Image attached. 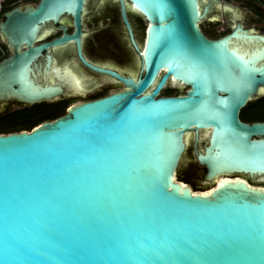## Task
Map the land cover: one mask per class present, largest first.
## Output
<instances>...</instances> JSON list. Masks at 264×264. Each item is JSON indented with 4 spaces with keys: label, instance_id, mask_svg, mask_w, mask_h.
Masks as SVG:
<instances>
[{
    "label": "water",
    "instance_id": "95a60500",
    "mask_svg": "<svg viewBox=\"0 0 264 264\" xmlns=\"http://www.w3.org/2000/svg\"><path fill=\"white\" fill-rule=\"evenodd\" d=\"M90 1L39 0L1 18L9 55L0 61V108L85 99L94 81L54 53L69 46L84 68L121 87L30 132L0 134V264L155 260L127 250L178 239L186 247L161 264H261L264 122L243 123L239 112L264 97V37L237 26L207 39L204 0H115L138 63L136 74L122 75L84 56ZM129 13L145 23L141 44ZM49 25L61 35L44 42ZM175 86L187 90L162 96ZM191 134L203 191L175 181Z\"/></svg>",
    "mask_w": 264,
    "mask_h": 264
},
{
    "label": "flooded vegetation",
    "instance_id": "af4514ba",
    "mask_svg": "<svg viewBox=\"0 0 264 264\" xmlns=\"http://www.w3.org/2000/svg\"><path fill=\"white\" fill-rule=\"evenodd\" d=\"M203 3L204 5L210 4L212 6V9L210 10L208 16L199 24V28L202 34L207 39L217 40L225 37L231 34L237 26H240L249 35L264 37V0H216V2L204 0ZM98 4L99 0H91L93 10L98 6ZM106 8L112 11L111 14L103 12H98L97 14H95L94 12H91V17L87 19L85 23H83L84 30L89 34L84 39L83 53L85 58L89 62L95 65L111 68L112 70H115L122 75H126L132 71V65L128 62L131 60L132 56H134V52L128 43V38L123 23H119L117 11L118 5L115 0H108V2L106 3ZM128 16L131 22L130 24L132 25L135 33V38L137 42L141 44V27L145 26V23H135V18L131 13H129ZM87 26H89V29H86ZM66 27L69 34L73 32V27L71 24L66 25ZM48 29L52 31V35L44 42L50 41L61 35L58 26L49 25ZM92 50H100V52H103L109 58L99 59L91 53ZM54 53L57 58L76 65V67L80 71L84 72L87 77L91 78V80L94 81L92 82V85L88 87L92 91H95L94 94L101 93L103 91H107L108 94V90L110 87H121L120 85L113 83L110 78L94 74L84 68L76 57L74 46L59 49ZM8 55L9 53L7 51L6 57H8ZM98 89H100L101 91L99 92ZM91 92L87 95L85 100H89ZM73 98L74 97L64 98L48 104L60 103L62 101H70V103L73 104L71 102ZM16 106L20 108L30 107L18 104L16 102L4 103L0 108V117L3 116L6 112L11 113L16 111L13 110V108ZM251 108H261L262 110L259 111V115L256 117H244L243 112ZM239 118L243 123L248 124L264 122V97L249 102L243 109L240 110ZM190 138L191 145H188L186 153L190 150L193 154L192 134ZM194 165L195 167L200 169V171H203V177L205 170L198 166L195 159ZM202 177L201 182H199V186L200 188L205 190L207 189V187L202 185ZM243 178L250 184L254 185V183L249 178ZM188 185L192 188V190L197 191L194 187L195 184ZM259 185L264 187V184Z\"/></svg>",
    "mask_w": 264,
    "mask_h": 264
},
{
    "label": "trees",
    "instance_id": "16d2710c",
    "mask_svg": "<svg viewBox=\"0 0 264 264\" xmlns=\"http://www.w3.org/2000/svg\"><path fill=\"white\" fill-rule=\"evenodd\" d=\"M118 11V20L121 22L119 9ZM141 18H137L135 23H142ZM165 96H173V91L168 87L165 89ZM107 95V91H103L101 93H96L89 97V100H94L101 98ZM178 95H182L179 93ZM70 101H62L60 103L48 104V103H40L30 107H23L14 112H6L3 116L0 117V134H12L18 133L22 131H32L36 126L47 122L53 121L60 116H63L65 113V109L70 106ZM192 174L187 173L185 176L181 177L182 182L186 184H194L192 180ZM195 189L197 186H195Z\"/></svg>",
    "mask_w": 264,
    "mask_h": 264
},
{
    "label": "rangeland",
    "instance_id": "374dc122",
    "mask_svg": "<svg viewBox=\"0 0 264 264\" xmlns=\"http://www.w3.org/2000/svg\"><path fill=\"white\" fill-rule=\"evenodd\" d=\"M107 2H108V0H104L103 1V6L101 7L102 10L98 11L99 13L103 12V13L111 14L112 11L110 9L106 8V3ZM94 11L95 10L92 9V12H94ZM98 12L95 11V14H97ZM90 17H91V14L89 12V14L87 15V18L89 19ZM133 17L135 18V20H137V18H138L136 15H133ZM103 23H108V22H103ZM111 23H115V22H111ZM86 29H89V26H87ZM141 32H142L141 33V41H142L143 40V35H144V26L141 27ZM91 53L95 57H97L99 59H107V58H109L103 52H100V50H92ZM134 59H136V58H134V56H132L131 60L128 63L132 65V71L131 72H133L134 74H136L137 71H138V63ZM171 88H172L171 90L173 91V96L178 95L179 93L184 94L185 91L187 90L186 88L181 87V86H175V87H171ZM100 89H99V92L101 91ZM118 90H120V88L109 89L108 90V94L109 93H112V91H118ZM94 93H91V95H93ZM165 95L166 94L164 92L162 94V96H165ZM85 99L84 98H81L79 96H76V97L73 98V100H71V102L72 103H74V102L77 103V102L84 101ZM19 109H21V108L20 107H16L13 110H19ZM260 110H262V109L261 108H258V109H253V108L247 109V110H245L243 112V115H244V117H256V116L259 115V111ZM65 112H66V109L62 113H65ZM188 145L189 146L191 145V138H189ZM187 173L193 175L192 176V180H193L194 184L197 186L196 190L197 191L203 190L199 186V184H200L199 182H201V177H202L203 171H200V169H198L197 167H195V165H194V156H193V154L191 153L190 150L185 154L184 160H183V162H182L179 170L177 171V179L178 180H181V177L182 176H185Z\"/></svg>",
    "mask_w": 264,
    "mask_h": 264
},
{
    "label": "snow or ice",
    "instance_id": "6c2138e0",
    "mask_svg": "<svg viewBox=\"0 0 264 264\" xmlns=\"http://www.w3.org/2000/svg\"><path fill=\"white\" fill-rule=\"evenodd\" d=\"M261 192H264V189L260 190ZM210 195V194H209ZM186 247V243L178 239L175 244L172 246V248H167V247H160L158 249L151 250L149 252L148 249H146L143 245H137L133 249L127 250V254L129 256L137 255V256H144L145 254H151L152 256H155V260H148V259H140V260H121L117 262V264H161L160 257L161 256H170L173 253H179ZM225 250H230L228 249L227 245L224 246ZM194 251V250H193ZM243 252H245L247 255L254 256L256 254V250L253 247H246L242 249ZM168 264H173L172 261H169ZM204 264H212L211 261H206ZM216 264H228V262H223V261H217ZM261 264H264V261L261 262Z\"/></svg>",
    "mask_w": 264,
    "mask_h": 264
},
{
    "label": "built area",
    "instance_id": "2783aa9c",
    "mask_svg": "<svg viewBox=\"0 0 264 264\" xmlns=\"http://www.w3.org/2000/svg\"><path fill=\"white\" fill-rule=\"evenodd\" d=\"M39 2V0H0V21L2 16L16 8V7H24L27 4L35 5ZM7 56V51L5 45L0 41V61H2Z\"/></svg>",
    "mask_w": 264,
    "mask_h": 264
},
{
    "label": "bare ground",
    "instance_id": "6f19581e",
    "mask_svg": "<svg viewBox=\"0 0 264 264\" xmlns=\"http://www.w3.org/2000/svg\"><path fill=\"white\" fill-rule=\"evenodd\" d=\"M189 138H190V136L188 135L187 137H186V142L188 143L189 142ZM177 180V178L175 177V181ZM220 180L218 179V182H219Z\"/></svg>",
    "mask_w": 264,
    "mask_h": 264
}]
</instances>
